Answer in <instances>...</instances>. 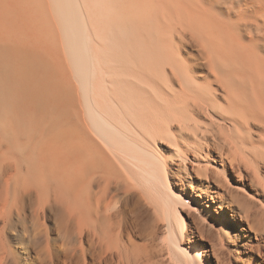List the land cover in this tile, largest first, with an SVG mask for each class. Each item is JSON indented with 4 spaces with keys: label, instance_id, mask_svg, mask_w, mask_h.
I'll list each match as a JSON object with an SVG mask.
<instances>
[{
    "label": "bare ground",
    "instance_id": "1",
    "mask_svg": "<svg viewBox=\"0 0 264 264\" xmlns=\"http://www.w3.org/2000/svg\"><path fill=\"white\" fill-rule=\"evenodd\" d=\"M83 1L0 0V264L16 226L29 264H264V0ZM126 133L166 144L160 207Z\"/></svg>",
    "mask_w": 264,
    "mask_h": 264
},
{
    "label": "rangeland",
    "instance_id": "2",
    "mask_svg": "<svg viewBox=\"0 0 264 264\" xmlns=\"http://www.w3.org/2000/svg\"><path fill=\"white\" fill-rule=\"evenodd\" d=\"M72 2H71V4L74 2V0H71ZM80 1V0H79ZM77 2V0H75V4L73 3L72 4V6H73V8H74V10H75V12L77 13V17L79 18V19H82L81 18V16L82 15H80L81 13L84 15L85 13H83V11L84 10H86V9H84L85 7V5L84 6H82L83 4H84V2L85 1H80L81 2V5H79L78 6V3L80 4V2ZM83 2V3H82ZM78 6V7H77ZM83 8H82V7ZM77 8H78V10H77ZM86 8H87V3H86ZM79 9H82L81 11L79 10ZM84 9V10H83ZM78 11H80V12H78ZM85 12V11H84ZM82 17H85V15L84 16H82ZM87 20L86 21H84V22H89L90 21V23H91V18L90 19H88L87 17H85ZM85 20V19H84ZM93 20V19H92ZM81 22V21H80ZM83 22V23H84ZM94 22V21H93ZM93 22H92V24H93ZM89 23V24H90ZM95 24V23H94ZM75 26V25H74ZM86 29L88 28V23L86 24ZM91 26V25H90ZM89 26V27H90ZM76 27V26H75ZM92 28V26L90 27V28H88L89 30ZM93 28H95L96 29V27H95V25H93ZM85 29V28H84ZM95 29H93V31L95 30ZM78 30V29H77ZM92 30V29H91ZM87 31V30H86ZM83 32H85L84 30H83ZM89 32V31H88ZM88 32H86V34H88V36L87 37H89V33H91L90 34V38H89V40L90 41H88V42H90V44H87V46L89 45L90 47H92L94 50H96L95 48V44H94V42H93V40L95 41V39H96V37H95V39H93V37L95 36L94 34L96 33H94V32H92V31H90L89 33ZM80 33V31H77V32H75V45L77 46V44H78V42H79V44H80V42H81V39H82V35L80 36L79 35V37H78V34ZM92 33H94L93 35H92ZM111 33V32H110ZM110 33H108V34H110ZM119 32H115V34H118ZM122 33V32H121ZM81 34V33H80ZM106 35H107V33H106ZM104 36L105 38L108 36ZM116 36H120L119 38H117V40H119L120 38H123L122 36H124V34H122V35H120V33H119V35H116ZM116 36H114V33H113V35H112V37H111V34H110V37L111 38H113V37H116ZM85 37V36H84ZM126 37V36H125ZM124 37V39L125 40H127L126 38ZM129 37V36H128ZM77 38H79V39H77ZM86 39H88V38H86ZM93 39V40H92ZM98 39V38H97ZM107 39V38H106ZM109 39V38H108ZM113 39H116V38H113ZM112 39V40H113ZM129 39V38H128ZM112 40H107L106 41V47H104V48H107L108 50H109V52L110 51H113V49L114 48H116L117 46H118V43H119V45H120V40L119 41H115L114 42V44H113V42H112ZM123 40V39H122ZM125 40H123V42H129V40L128 41H125ZM104 41V40H103ZM87 42V43H88ZM122 41H121V43H123ZM101 43V42H100ZM103 43H105V42H103ZM79 44H78V46L77 47H80L79 46ZM102 44V43H101ZM108 44H110V45H108ZM117 46H116V45ZM95 45V46H94ZM103 45V44H102ZM116 47H115V46ZM122 45H126V47L127 46H129L128 45V43L127 44H125V43H123V44H121L120 46H122ZM124 46H123V48H124ZM89 47V48H90ZM98 48H99V45H98ZM101 48V47H100ZM118 48H119V46H118ZM118 48H117V50L116 51H119L118 50ZM122 49V48H121ZM80 50V49H79ZM98 50V49H97ZM115 50V49H114ZM93 51V50H92ZM100 54H101V52H100ZM103 54V53H102ZM101 54V55H102ZM104 55V54H103ZM90 88V87H89ZM91 93H92V99H90L91 100V103H90V107L92 108H94L95 106H92V105H96V104H98L99 105V103H100V101L98 100L99 98H98V96L95 94V93H93L92 91H90ZM88 93H89V91H88ZM91 93H89V95H90V97H91ZM89 97V98H90ZM96 108V107H95ZM95 108L94 109H92L93 111H95ZM98 109V108H97ZM99 109H100V105H99ZM111 120V119H110ZM97 124V123H96ZM102 128H100L102 131H104V128H103V126H101ZM122 130V129H121ZM122 131H125V130H122ZM126 132V131H125ZM114 135V134H113ZM127 136V137H126ZM118 137V136H117ZM116 137V138H117ZM116 138H114L115 140H116ZM130 138V139H129ZM128 139V140H127ZM138 139V140H137ZM113 141V142H110V144L109 143H107V145H108V149H113L114 150V148H117V149H115V150H119L118 152H116L115 150L113 151L115 154H118V153H120V154H118L117 156H122L123 158H124V160L126 161H124V163L127 165H129L130 167H131V169H132V171H134L135 172V174H134V172H132L133 173V175L131 176V178L133 179L132 181H137V182H139V184H136L135 182H133L134 183V185H135V188H138L139 190H140V192L139 191H137L136 193L137 194H139V193H141V188L144 190V188H145V190H144V192L142 191V193H145L146 194V196H145V194H144V196H145V198H146V202H147V204H148V206H149V208H150V210H152L153 209V207H154V205H155V207H158L161 203H164V202H162V201H164L163 199H167L168 198V195H166V194H168V191H167V188H166V185H165V183L163 182L164 180H163V177H162V171H159V170H162L161 168H162V164H163V161H164V159L163 158H168L170 155H169V153L167 152V151H164V148H166L165 147V142H163V141H160V140H157V141H155V140H151L147 145V147H146V145L144 146L143 144H140V139L139 138H137L135 135H133V134H129V133H126V135H124V137H121L120 139H117L116 141ZM140 140V141H139ZM127 141V142H126ZM132 141V142H131ZM117 144H119L117 147H116V143ZM114 145H113V144ZM157 143V144H156ZM106 144V143H105ZM156 144V145H155ZM164 144V145H163ZM106 145V146H107ZM114 146V147H113ZM121 146V147H120ZM113 147V148H112ZM118 147H120V149L118 148ZM145 149H147V150H145ZM150 149V150H149ZM149 150V151H148ZM122 151V152H121ZM146 151H148V152H146ZM126 155V156H125ZM155 155V156H154ZM125 156V157H124ZM168 156V157H167ZM159 158V160H158V158ZM131 158V159H130ZM162 158V159H161ZM137 161H139V162H137ZM162 161H161V160ZM133 160H135V161H133ZM132 161V162H131ZM141 161V162H140ZM149 161V162H148ZM159 161V162H158ZM136 162V163H135ZM161 162H162V164H161ZM140 163H142V164H140ZM134 164V165H133ZM139 164V166H136V165H138ZM158 164V165H157ZM159 164L161 165V166H159ZM143 165V166H142ZM147 167V168H145V166ZM235 166H236V164H235ZM140 168V170H138V169H136V168ZM143 167V168H142ZM148 167H150V169H151V171L148 169ZM159 167H161V168H159ZM240 167H242V165L240 166ZM146 169V171H145V169ZM134 169V170H133ZM153 169V170H152ZM156 172H155V171ZM143 171H144V173H143ZM149 171V172H148ZM139 172V173H138ZM141 172V173H140ZM154 172V173H153ZM131 173V174H132ZM137 173H138V175H137ZM150 173V174H149ZM141 174V175H140ZM147 176H146V175ZM154 174H156V175H154ZM140 175V176H139ZM146 177H145V176ZM151 175V176H150ZM133 176H137L138 177V179H136L135 177H133ZM144 176V177H143ZM154 176H156L155 178H153ZM159 176V177H158ZM139 177H141V180H140V178ZM148 177H149V179H148ZM144 180H143V179ZM146 178V179H145ZM160 178V179H159ZM149 181H148V180ZM152 179H153V181H152ZM156 179V180H155ZM159 180V182H157ZM170 180V179H169ZM146 181V182H145ZM148 181V182H147ZM140 182H142L141 184H140ZM150 182V183H149ZM230 182H233L232 181V177H231V179H230ZM149 183V184H148ZM153 183V184H152ZM143 184V185H142ZM147 184V186H145ZM137 185H139L138 187H137ZM141 185V186H140ZM152 185V186H154L153 188H152V186L150 187V186ZM155 186H157L156 188H155ZM161 186V187H160ZM147 187V188H146ZM134 188V189H135ZM155 189H157V190H155ZM160 189V190H159ZM136 190V189H135ZM135 190L133 191V192H135ZM145 191H148V192H145ZM156 193H155V192ZM167 191V193L165 194V192ZM149 192H151V193H149ZM156 194H154V193ZM161 192V193H160ZM153 193V194H152ZM160 193V194H159ZM130 194H133V193H130ZM158 194H159V196H158ZM151 195V196H150ZM148 196H150L149 197V199H148ZM154 196V197H153ZM161 196H163V197H161ZM166 196V197H165ZM152 197V199L150 200V198ZM159 197V198H158ZM159 199V200H158ZM165 199V200H166ZM152 200H155V201H152ZM159 201V202H158ZM153 203V204H152ZM146 204V205H147ZM152 206V207H151ZM160 207V206H159ZM148 208V207H147ZM152 208V209H151ZM178 210L180 211L181 209L180 208H178ZM180 213L184 216V212L183 211H180ZM184 219H185V221H186V223H187V225H190L189 224V222L187 221V218L184 216ZM129 221V220H128ZM128 221H127V223H128ZM127 223H125V225L123 224V228H122V230L123 229H127L128 230V228H129V232L130 233H132V234H138V232L141 230L140 229V226L138 227H136V229L134 230V228L135 227H133V228H131V227H129L128 226V224ZM163 223H165V222H163ZM167 223H165V224H162V222H161V224L159 225V228L160 229H163V227L166 225ZM164 225V226H163ZM46 226H47V228H48V232H49V238H50V240L51 241H54V242H56L58 239H57V236H55L56 235V228H55V226H54V224L51 222V221H46ZM17 227V228H16ZM14 229H15V231H14V229H12V230H10V233H12V234H10L9 232L7 233V237L9 236L10 238H7L6 239V241H7V243H8V241H10V244L12 245L11 247L13 248V249H15V251L17 252V254L20 256V258H21V262H22V264H29L30 262H32V258L29 256V255H27V252L28 251H26V250H22V249H20L21 247L19 246V242H21V239L22 240H24V237L22 236V234H21V229H20V227L19 226H16ZM125 227V228H124ZM131 228V229H130ZM137 228H138V230H137ZM16 229H19V230H17V232H16ZM130 230H133L134 231V233H133V231H130ZM163 231V230H162ZM14 233H16L15 235H14ZM136 234V235H137ZM136 235H134V237L136 236ZM16 236H18V237H16ZM19 237H20V239H19ZM10 239V240H9ZM16 239V240H15ZM9 244V243H8ZM9 244V245H10ZM18 246V247H17ZM24 251V252H23ZM77 251L78 252H80V250H79V247H77ZM27 256V257H26ZM106 256H109V254H107ZM28 258V259H27ZM104 259H105V257L104 258H102V263H103V261H104ZM116 261V264H121L122 262H120L119 260L117 261V259L115 260ZM118 262V263H117ZM57 264H63V263H57ZM123 264V263H122Z\"/></svg>",
    "mask_w": 264,
    "mask_h": 264
}]
</instances>
